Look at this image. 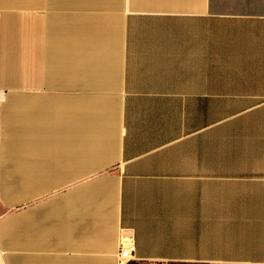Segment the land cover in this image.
I'll return each instance as SVG.
<instances>
[{
	"label": "crops",
	"instance_id": "obj_1",
	"mask_svg": "<svg viewBox=\"0 0 264 264\" xmlns=\"http://www.w3.org/2000/svg\"><path fill=\"white\" fill-rule=\"evenodd\" d=\"M0 89V264H264V0H0Z\"/></svg>",
	"mask_w": 264,
	"mask_h": 264
},
{
	"label": "rangeland",
	"instance_id": "obj_2",
	"mask_svg": "<svg viewBox=\"0 0 264 264\" xmlns=\"http://www.w3.org/2000/svg\"><path fill=\"white\" fill-rule=\"evenodd\" d=\"M55 36H56V44H55L54 52L57 53V42H58L57 33ZM2 182L4 184V181H2V179H0V213H2L4 211L6 213L9 210L8 208H9L10 200L7 199L5 196L4 189H2L3 188ZM178 264H182V263H178Z\"/></svg>",
	"mask_w": 264,
	"mask_h": 264
},
{
	"label": "built area",
	"instance_id": "obj_3",
	"mask_svg": "<svg viewBox=\"0 0 264 264\" xmlns=\"http://www.w3.org/2000/svg\"><path fill=\"white\" fill-rule=\"evenodd\" d=\"M136 250L135 243L130 239L126 244L120 247L119 256L121 259L130 258Z\"/></svg>",
	"mask_w": 264,
	"mask_h": 264
},
{
	"label": "bare ground",
	"instance_id": "obj_4",
	"mask_svg": "<svg viewBox=\"0 0 264 264\" xmlns=\"http://www.w3.org/2000/svg\"><path fill=\"white\" fill-rule=\"evenodd\" d=\"M7 97L8 96L6 95V92L0 89V100L4 101V100L7 99ZM15 99H19V100L22 99V101H25L26 100V96L25 95H19V96L16 95ZM25 143H26V141H22L21 144H25ZM10 145H11V143L8 141V149H9ZM22 148H25V146H23Z\"/></svg>",
	"mask_w": 264,
	"mask_h": 264
},
{
	"label": "flooded vegetation",
	"instance_id": "obj_5",
	"mask_svg": "<svg viewBox=\"0 0 264 264\" xmlns=\"http://www.w3.org/2000/svg\"><path fill=\"white\" fill-rule=\"evenodd\" d=\"M6 95H7V93H6Z\"/></svg>",
	"mask_w": 264,
	"mask_h": 264
}]
</instances>
